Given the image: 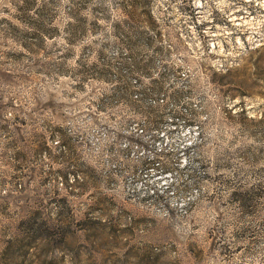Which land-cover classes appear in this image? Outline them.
I'll list each match as a JSON object with an SVG mask.
<instances>
[{
	"label": "rangeland",
	"instance_id": "obj_1",
	"mask_svg": "<svg viewBox=\"0 0 264 264\" xmlns=\"http://www.w3.org/2000/svg\"><path fill=\"white\" fill-rule=\"evenodd\" d=\"M117 1L0 0V264H264V0Z\"/></svg>",
	"mask_w": 264,
	"mask_h": 264
},
{
	"label": "trees",
	"instance_id": "obj_2",
	"mask_svg": "<svg viewBox=\"0 0 264 264\" xmlns=\"http://www.w3.org/2000/svg\"><path fill=\"white\" fill-rule=\"evenodd\" d=\"M80 1H87V0H80ZM152 0H118L116 2V8L119 9L122 13H126L128 14L130 17H132L134 20L139 19V17L143 14L149 17L153 16V11L151 9V2ZM130 7V8H129ZM141 8L142 11L138 12L137 9ZM92 13L94 15H100V17H102L103 19H107L109 16L107 14L106 8L101 5L99 7L96 8H92ZM74 16H76L77 14H73ZM123 22V18L121 20H115L112 22V26H113V31L117 34H121V33H125V29L124 26L122 24ZM71 24H69V27ZM100 26L99 20L97 18V20L95 19L93 21V27L94 30L98 29ZM71 29V28H70ZM28 224L31 227L36 228L38 224L37 220L33 217H29L25 219Z\"/></svg>",
	"mask_w": 264,
	"mask_h": 264
},
{
	"label": "built area",
	"instance_id": "obj_3",
	"mask_svg": "<svg viewBox=\"0 0 264 264\" xmlns=\"http://www.w3.org/2000/svg\"><path fill=\"white\" fill-rule=\"evenodd\" d=\"M203 173H204V171H203ZM164 175L166 177V182L170 185H173L174 183H177L180 185L191 183L190 181H189V183L184 182L182 180L178 181L176 176H175L176 175L175 172L172 170L166 171L164 173ZM132 194H133L134 198H137L141 201L150 203L152 200H154L155 196H158V194H160V192L156 187H154L150 184L144 183V181L141 179V180L137 181L136 188H134ZM181 204L185 205V204H187V201H184Z\"/></svg>",
	"mask_w": 264,
	"mask_h": 264
}]
</instances>
